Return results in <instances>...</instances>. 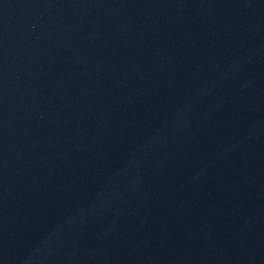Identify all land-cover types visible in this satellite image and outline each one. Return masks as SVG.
I'll list each match as a JSON object with an SVG mask.
<instances>
[{
  "label": "water",
  "instance_id": "95a60500",
  "mask_svg": "<svg viewBox=\"0 0 264 264\" xmlns=\"http://www.w3.org/2000/svg\"><path fill=\"white\" fill-rule=\"evenodd\" d=\"M0 264H264V0H0Z\"/></svg>",
  "mask_w": 264,
  "mask_h": 264
}]
</instances>
